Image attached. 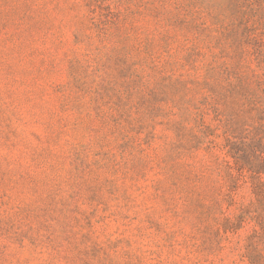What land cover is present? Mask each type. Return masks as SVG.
Instances as JSON below:
<instances>
[{
	"label": "rangeland",
	"instance_id": "obj_1",
	"mask_svg": "<svg viewBox=\"0 0 264 264\" xmlns=\"http://www.w3.org/2000/svg\"><path fill=\"white\" fill-rule=\"evenodd\" d=\"M263 121L264 0H0V264H264Z\"/></svg>",
	"mask_w": 264,
	"mask_h": 264
},
{
	"label": "trees",
	"instance_id": "obj_2",
	"mask_svg": "<svg viewBox=\"0 0 264 264\" xmlns=\"http://www.w3.org/2000/svg\"><path fill=\"white\" fill-rule=\"evenodd\" d=\"M227 148L231 159L225 161L227 168L247 172L254 191L264 193V182L261 181V175L264 174V121L256 128L243 129L238 135L233 134ZM232 177L236 183L238 178L234 175Z\"/></svg>",
	"mask_w": 264,
	"mask_h": 264
}]
</instances>
